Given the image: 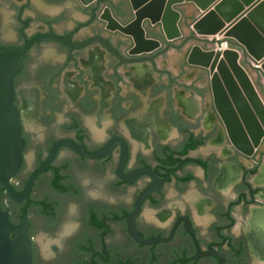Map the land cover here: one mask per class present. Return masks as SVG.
<instances>
[{
	"label": "flooded vegetation",
	"instance_id": "1",
	"mask_svg": "<svg viewBox=\"0 0 264 264\" xmlns=\"http://www.w3.org/2000/svg\"><path fill=\"white\" fill-rule=\"evenodd\" d=\"M4 1L14 12V31L8 36L10 24L0 11V48L21 47L50 27L67 36L92 20L84 12L85 24L60 33L69 20L63 7L74 0ZM102 28L97 22L83 30L93 32L88 36L92 37L103 35ZM81 31L75 42L88 38L78 39ZM52 45L62 53H41ZM93 47L104 53H87ZM40 54L44 59L38 61ZM120 54L130 58L129 53ZM168 54L156 65H125L96 44L70 54L64 46L46 42L25 56L15 79V106L25 142L23 164L11 181L19 196L55 145L63 143L25 200L14 201L4 187L0 189L2 209L13 225L28 223L32 264H264V215L237 217V150L233 145L231 150L224 148L227 157L217 152L194 155L210 141L219 149L226 139L217 123L205 132L200 119L190 121L177 111V82L159 67ZM34 76L40 83L28 84ZM156 76L158 83H153ZM162 96L165 112L157 108ZM117 138L125 140L128 149L123 174L150 168L162 185L142 202L135 222L143 240L164 242L143 245L130 234L129 218L154 180L142 174L129 184L118 176L120 143L102 160L83 157L68 146L92 155ZM258 164L240 185L246 190L239 199L246 204L249 199L257 202L259 193L248 177L258 172ZM228 167L234 171L229 176ZM227 181L229 195L224 193ZM189 187L193 190L183 196Z\"/></svg>",
	"mask_w": 264,
	"mask_h": 264
},
{
	"label": "water",
	"instance_id": "2",
	"mask_svg": "<svg viewBox=\"0 0 264 264\" xmlns=\"http://www.w3.org/2000/svg\"><path fill=\"white\" fill-rule=\"evenodd\" d=\"M1 2L3 4L0 11L4 16V22L10 24L7 27L8 36H10L14 31V12L9 10V3L4 0ZM80 2L84 8L78 0L66 3L63 8L67 10L69 20L59 29L60 33H66L75 26L85 24L88 17L84 12L87 13L92 20L75 32L61 36L53 30V27H50L48 33L38 34L21 47L0 48V189L4 187L14 201L25 200L30 195L36 178L51 165L59 146L63 144L55 145L50 157L32 175L23 194L19 196L12 187L11 181L23 164L25 142L22 139L23 126L20 112L15 106V79L24 68L25 56L39 43H58L64 46L70 54L87 50L96 44L113 54L121 61V64L125 65L143 63L156 65L157 59L169 53L166 60L159 61V67L166 68L172 79L177 82L173 89L177 111L190 121L195 122L200 119L202 130L205 132H210L217 123L226 139L219 144V149L218 144L210 141L206 147L201 148L194 155L207 156L217 152L219 156L227 157L228 154L224 153V148L226 151L231 150L233 145L239 152H237V217L244 220L242 215H250L249 219L253 215H264V192L262 191L264 189V99L262 96L264 90L257 88L258 86L253 83L241 65L237 45L230 43V48L223 50L221 45L225 41L216 37L218 31L203 30V25L210 21L213 13L200 19L191 30L190 25L202 15L192 4L179 6L185 2L195 3L201 10L206 11L209 9L210 3L201 5L199 0H129V6L128 0H80ZM35 5L40 7L38 2ZM178 9L182 11L183 19ZM97 22L102 23L101 30L104 31V36L96 34L88 37L93 35V32L83 29L89 28ZM79 31L81 32L77 36L78 39L88 38L81 42H75V35ZM33 32L35 29L30 30L31 34ZM236 34L237 32L233 31L229 36L237 39ZM208 36H214V38L209 39ZM41 53L62 52L58 47L52 45L42 49ZM87 53H104V51L93 47ZM120 53H129L130 58L126 59ZM256 58L261 61L264 55ZM43 59L44 54H40L38 61ZM186 60L193 67L188 66ZM34 63L31 64L32 67L35 66ZM139 68L146 69L147 66ZM256 70L264 73V61L261 69L257 68ZM209 73L212 77L211 85L216 110L225 124L232 145L227 141L225 128L213 105ZM157 79L156 76L152 82L156 83ZM167 79L168 77L165 76L164 80ZM38 83H40L38 77L34 76L28 84L37 85ZM157 103V108L161 112H165V97L162 96ZM142 107L143 105L136 113H139ZM118 143L121 145L118 176L129 184H132L142 174H147L154 180L141 194L137 210L129 218L130 234L143 245L164 242L161 239L145 241L138 234L135 219L140 212V206L152 192H160L162 185L159 183L156 173L150 168L123 174L128 160L126 141L122 138L113 139L103 150L92 155L87 154L83 148L74 144L68 146L83 157L102 160L113 154ZM255 162L259 163V170L254 176L249 175L248 181L252 185V189L259 194L256 196V203L249 199V203L246 204L245 201L239 199L240 193L246 190L240 185L243 177L255 167ZM230 172L234 171L228 167L225 173L229 176ZM196 174L201 175V172L198 170ZM192 190L193 187H189L182 195L185 196ZM224 193L225 195L230 194L228 181ZM27 226L26 220L22 226H14L9 214L3 211L0 203V264H32V249L27 236Z\"/></svg>",
	"mask_w": 264,
	"mask_h": 264
},
{
	"label": "crops",
	"instance_id": "3",
	"mask_svg": "<svg viewBox=\"0 0 264 264\" xmlns=\"http://www.w3.org/2000/svg\"><path fill=\"white\" fill-rule=\"evenodd\" d=\"M199 1L201 5L210 3L209 9L203 11L195 3L185 2L179 5L182 6V5L192 4L202 15L194 23L190 25L191 30H193V25L197 23L200 19H203L204 17L213 13L210 21L206 22V24L203 25V30L204 31L217 30L218 34L216 35V37H220V39L224 40L225 42L237 45V52L240 55L241 65L245 68L253 83L256 86H258L257 88L264 90L261 82L260 71H257L255 67V66H260L261 69V65L264 61V58L261 61L257 60L256 58L264 55V0H199ZM78 2L84 8L80 0H78ZM128 3L130 6L129 0ZM179 11L181 12L183 19V13L181 10ZM233 31L237 32L236 34L237 39L229 36V34ZM208 38L213 39L214 36H208ZM193 46L194 44L192 45V47ZM250 61L255 66L250 64ZM186 64L190 66L187 63V60H186ZM209 78H210V87H211L213 105L217 113L215 106V99L211 85L212 77L210 73H209ZM262 96L264 99V95ZM220 120L225 128L227 138L229 139L225 124L223 123L221 118ZM253 158H249V159H253Z\"/></svg>",
	"mask_w": 264,
	"mask_h": 264
},
{
	"label": "built area",
	"instance_id": "4",
	"mask_svg": "<svg viewBox=\"0 0 264 264\" xmlns=\"http://www.w3.org/2000/svg\"><path fill=\"white\" fill-rule=\"evenodd\" d=\"M221 48L223 50H227L230 48V43L228 42H223L222 45H221ZM250 64H252L253 66H255L251 61H250ZM256 69L259 68L260 69V66H255ZM260 75H261V82H262V86L264 88V73L262 71H260Z\"/></svg>",
	"mask_w": 264,
	"mask_h": 264
},
{
	"label": "trees",
	"instance_id": "5",
	"mask_svg": "<svg viewBox=\"0 0 264 264\" xmlns=\"http://www.w3.org/2000/svg\"><path fill=\"white\" fill-rule=\"evenodd\" d=\"M193 148H195V147H193ZM189 162H192V161H189Z\"/></svg>",
	"mask_w": 264,
	"mask_h": 264
}]
</instances>
